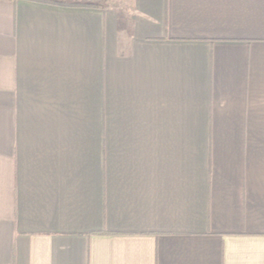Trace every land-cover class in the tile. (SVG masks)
I'll return each mask as SVG.
<instances>
[{
    "label": "crops",
    "instance_id": "crops-1",
    "mask_svg": "<svg viewBox=\"0 0 264 264\" xmlns=\"http://www.w3.org/2000/svg\"><path fill=\"white\" fill-rule=\"evenodd\" d=\"M0 264H264V0H0Z\"/></svg>",
    "mask_w": 264,
    "mask_h": 264
},
{
    "label": "trees",
    "instance_id": "trees-1",
    "mask_svg": "<svg viewBox=\"0 0 264 264\" xmlns=\"http://www.w3.org/2000/svg\"><path fill=\"white\" fill-rule=\"evenodd\" d=\"M15 2L17 0H8ZM60 6L104 8L109 0H28Z\"/></svg>",
    "mask_w": 264,
    "mask_h": 264
}]
</instances>
